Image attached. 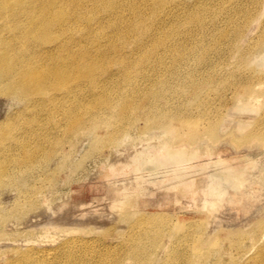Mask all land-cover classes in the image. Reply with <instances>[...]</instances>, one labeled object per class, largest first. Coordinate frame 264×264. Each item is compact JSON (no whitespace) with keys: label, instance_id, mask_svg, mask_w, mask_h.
Wrapping results in <instances>:
<instances>
[{"label":"rangeland","instance_id":"1","mask_svg":"<svg viewBox=\"0 0 264 264\" xmlns=\"http://www.w3.org/2000/svg\"><path fill=\"white\" fill-rule=\"evenodd\" d=\"M106 1L73 0L47 30L67 52L100 62L76 96L35 104L17 87L8 94L10 78L0 81V170L9 175L0 183V264L256 262L264 247V0ZM35 9L25 20L0 19L9 63L24 55L41 66L45 46L25 29L49 17ZM96 34L104 35L99 48ZM192 127L199 141L213 127L226 145L218 159L198 146L185 191L175 188L177 171L154 158ZM259 144L251 182L236 193L219 186L220 162L236 165Z\"/></svg>","mask_w":264,"mask_h":264},{"label":"bare ground","instance_id":"2","mask_svg":"<svg viewBox=\"0 0 264 264\" xmlns=\"http://www.w3.org/2000/svg\"><path fill=\"white\" fill-rule=\"evenodd\" d=\"M71 1L73 0H0V19L23 18L25 20L31 12H34V7L38 8L35 10L39 11L40 15L49 17V20L47 21V23L45 22L46 24L44 25V27L29 26L28 30L25 29V36L27 38L30 37L31 40H34L35 42H38L45 46V49L43 50L45 51L44 58L42 57L37 59V61L41 64V66L39 67L32 66L31 63L22 61L25 60L24 55H20L19 57L13 59L16 61V63H9L7 50H9V47L12 46H10L8 40L1 38L0 35V81L6 82L8 78L12 80V82H9L8 84L6 82L7 86L9 87V89H7V92H10L8 93L9 95L13 94L14 89L17 87L19 88L23 96H27L31 100V102L35 104H52L56 102L54 99H56L57 97L76 96L75 93L80 88V85H84V80L88 79L89 76L93 77L96 69H100V62L97 59L89 58L90 56L84 53H72L70 51L67 52L66 50L68 49V46L59 44L56 35L54 36L50 32H47L48 27L59 23V21L61 20L60 16H57L54 12L65 10V7H72ZM162 2L163 1L158 2L157 4H160ZM105 5L106 7L114 8L116 5V0H107ZM63 21L68 20L63 19ZM64 26V24L61 25L56 31L64 29ZM127 29L132 30L133 26ZM95 37L96 39L94 40L97 41L95 43L99 44V48L101 46L104 35L96 34ZM80 39L83 38L75 37V40ZM156 45L158 47L166 45V38L163 37L159 39ZM102 51L104 52V50ZM102 51H100V55L98 56L103 55ZM150 56H152V54H150ZM81 60L84 62L85 67H89L88 74L83 72V68L80 65ZM262 61H264V56ZM262 65H264V62ZM158 84H160L161 86V83L159 81L156 82V85ZM134 90H137V88ZM254 90H256V88ZM252 92L253 91H251V93ZM90 93L92 95L97 93V89L92 90ZM239 102L241 101L237 100V103ZM125 112V104L120 103L118 105L117 114L123 115V113ZM148 119L149 120L147 121V123H151L150 118ZM195 129L196 128L192 127L190 138L172 146V148H170L166 154H160L159 152V154H157L155 158L152 156V158L156 160L162 159L161 161H159L161 166H165V168H171L174 171H177L174 172V174L177 176L178 181V184L175 186V188L182 187V189L184 188L185 191H190V189L192 190V187L194 186V183L188 185L187 177L188 175L193 173L192 170L194 169L195 165H192L191 162L196 158V149L198 148V146L200 147L201 144H204L205 155L209 156L210 159H218L215 158V156L219 157L222 152V147L226 145L224 141L220 140L221 136L213 127H209L206 130L207 136L200 141L196 139L198 130ZM232 139L230 145L232 144L234 146V142L232 141ZM238 143L240 144V142ZM258 148L259 149L253 156L247 154L239 155L240 161L236 165H228L225 161H221L219 164L220 166L216 168V175L223 181L219 182L218 185L223 186L225 183H228L231 185L233 190H235V193L237 192V189L241 190L243 185L245 184L244 182L247 179L249 180L251 174L253 175L252 171L250 172V170H248L249 164H251V166L253 165V167H257L258 165V162L255 160V158H257L258 160L259 154L261 155L263 149L262 144H259ZM201 149L200 151L203 152V150ZM149 156H151V154ZM260 157L262 158V155ZM142 162V159L137 158L134 167H137L136 169L140 170L139 165H141ZM244 164L245 166H243ZM226 166H228V168H225ZM253 167H250V169ZM6 176L7 178L9 177L7 170H0V183ZM168 178L169 176L166 179ZM192 181L194 182V179H192ZM249 181L251 182V178ZM242 195L244 196L245 194ZM251 196H253L252 192ZM244 201L248 202L249 200H245L244 198ZM252 201H249L248 203ZM216 203L218 202L216 201ZM114 204L120 206L122 202H116ZM216 205L217 204L213 203L212 209H215ZM256 258L257 261L251 264H264V247L263 249H260Z\"/></svg>","mask_w":264,"mask_h":264}]
</instances>
